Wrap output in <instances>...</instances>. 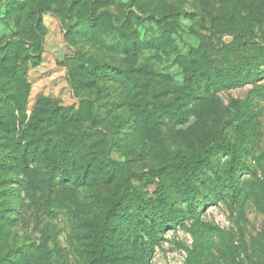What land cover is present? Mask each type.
Here are the masks:
<instances>
[{
	"label": "rangeland",
	"instance_id": "1",
	"mask_svg": "<svg viewBox=\"0 0 264 264\" xmlns=\"http://www.w3.org/2000/svg\"><path fill=\"white\" fill-rule=\"evenodd\" d=\"M17 1L20 7L13 9L14 0H0V51L20 43L16 56L27 69L21 75L12 60L0 63V84L23 100L20 111L29 132L24 142L33 140L35 132L27 125L42 122L48 109L74 106L81 115L62 133L78 151L73 179L61 182L55 170L39 162L18 174L0 165V256L13 251L10 264H86L91 223L107 210L96 195L113 196L125 188V175L85 176L83 163L101 165L104 156L124 164L134 178L138 192H130L127 202L135 221L144 218L141 198L161 214L157 188L138 181L135 173L159 171L176 198L181 222L167 224L160 218L156 227L147 220L140 226L136 251L150 244L146 264H250L252 244L264 243V76L211 92L190 88L187 78L190 68L201 63H240L248 54V38L264 43V0ZM178 8L186 13H177ZM153 16H164L168 24L171 36L163 39V47L126 55L105 45L107 32L121 23L140 39L161 35ZM97 21L96 27L87 25ZM79 55L91 63H109L111 74H117L113 66L121 67L133 80L112 74L92 87L75 83L72 65ZM91 103L100 106L96 115ZM172 106L177 110L169 114ZM9 120V130L0 127V153L5 148L11 154L7 147L16 130L13 116ZM222 141L249 151L247 168L240 170L246 194L234 199L225 190L217 200H196L192 212L180 193V172L172 159L176 154L194 157ZM61 143L50 153L52 162L61 158ZM214 164L221 178L232 171L226 153ZM201 178L196 182L204 190ZM10 184L12 191L6 189ZM119 235L113 237L114 260L124 249L126 235Z\"/></svg>",
	"mask_w": 264,
	"mask_h": 264
},
{
	"label": "trees",
	"instance_id": "2",
	"mask_svg": "<svg viewBox=\"0 0 264 264\" xmlns=\"http://www.w3.org/2000/svg\"><path fill=\"white\" fill-rule=\"evenodd\" d=\"M79 1V0H77ZM10 7L17 9L20 7V1L14 0ZM177 13L185 14L186 11L182 8L177 9ZM160 23L162 34L159 36H149L145 39H140L134 33H126L124 31L125 24L121 23L119 29L116 26L111 25L110 28L117 29L116 31L107 32L104 37V43L107 47L116 49L124 54L138 53L142 48L157 49L163 47V39L170 38L171 34H168V24L163 20L164 16L158 18L153 16ZM102 20H99V23ZM92 23V20L90 21ZM98 21L96 25L89 27H96L99 25ZM164 23V24H163ZM101 26V25H100ZM105 27V26H104ZM107 28V27H105ZM107 28V29H110ZM16 45H7L0 51V63H6L8 60H12L11 67L16 70L17 73L24 75L27 69L26 61H18L16 56L17 49L22 45L16 42ZM247 57L238 64H229L228 66L221 65L219 62L214 61L211 64H200L197 68H190V74L188 75L187 81L190 88H203L205 91H216L222 87L229 85H237L238 83L252 82L255 83L257 79L264 76V43L257 42L255 39L248 38L246 42ZM38 49V47L36 48ZM38 53L32 54V57H38ZM190 58V57H189ZM193 58V57H191ZM190 58V59H191ZM109 63H91L88 62L81 55L76 58L73 62L74 78L75 83L80 85H86L92 87L94 83L99 81L107 80L110 75L118 78L124 77L125 79L133 80L130 77L127 70L121 67L113 66L117 72L112 74L109 71ZM215 69L216 72L212 73ZM80 72L84 75H80ZM192 97L196 98V95L189 93ZM23 100L16 96L11 90L0 84V127L4 130L10 128V115L13 116V125L16 133L11 137L9 146L10 149L8 154L2 148L3 153H0V165L8 166L15 174H18L20 169L25 168L31 163L39 162L44 165H48L51 170L57 172V177L64 182L66 177H72V168L76 164V155L78 151L72 149L69 141L66 140L65 124L74 122L79 119L81 115L80 110H74V106L65 107H53L46 110L45 115L41 118L42 122H34L33 124L27 125V127L34 129L33 140L24 142L29 132L24 128V112L22 109ZM2 109H7L8 114L1 112ZM90 112L92 115H96L100 112V106H95L94 103L90 104ZM176 107L172 106L169 114L176 112ZM152 116V111L149 116ZM39 129V132L36 130ZM25 135H24V134ZM58 142H62V154L59 160L52 162L50 155L54 147L58 146ZM248 150L239 151L235 144L232 142L222 141L221 143L209 145L200 154L189 157L181 154H176L173 159V166H175L180 172L179 187L182 188L180 193L184 201L189 204V208L192 212L196 211L195 201L205 202L207 200H217L218 195L227 192L234 199H241L244 193L246 194V188L243 184L240 170L242 166L246 167V158ZM7 153V154H6ZM220 153H226L230 156V164L232 171L226 174L223 178L219 174V165L214 164V160ZM84 155L86 153H83ZM100 164H94L91 161L83 163L82 168L86 173H90L92 179L104 175L107 178H112L116 175H125V188L121 192L114 193L113 196H102L96 195L101 202H104L107 206L106 214L99 222L94 221L91 223V246L90 255L86 260V264H146L147 255L151 251V246L148 243H144L142 252L136 251L138 246V239L140 241L141 232L140 226L147 220L151 226H157L160 222V218L163 219L167 224H175L181 222L182 215L177 210V201L174 197L172 190L167 185L166 180L160 176L159 171L149 170L143 173H135L138 181L144 182L146 185L154 184L157 188L159 200L161 203V211L157 212L156 208L151 202H146L141 198L142 203L139 207L142 211L144 218L141 220L132 218V206L128 203V197L130 192H138V187L133 186L132 175L129 174L128 168L124 164L106 158L102 156L99 160ZM104 165V166H103ZM102 166L104 170L102 169ZM252 169H250L251 171ZM239 171V172H238ZM253 171V170H252ZM252 173V172H250ZM201 175H204L202 179L204 190H201V186L198 185V180ZM70 180V182H76ZM129 186V187H127ZM14 184H10L6 189L9 191L14 190ZM131 194V195H132ZM140 199V198H139ZM16 210V206L12 208ZM160 215V216H159ZM167 219V220H166ZM120 233H124L126 236L122 238L124 249L116 260L113 259L110 254H113V239L115 240L120 237ZM115 234V236H113ZM114 237V238H113ZM129 237V240L125 238ZM145 242V241H144ZM134 245V247H133ZM136 251V252H135ZM140 253V254H139ZM139 255V256H138ZM13 251L9 252L4 256H0V264H10L14 261ZM261 257L263 258L261 260ZM120 261V262H118ZM250 264H264V243H254L251 248V259ZM231 264H239L237 261H232Z\"/></svg>",
	"mask_w": 264,
	"mask_h": 264
}]
</instances>
